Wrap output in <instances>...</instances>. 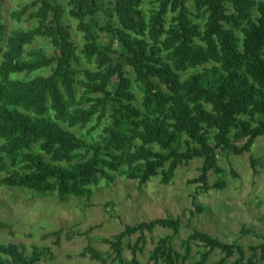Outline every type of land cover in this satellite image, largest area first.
<instances>
[{
	"label": "trees",
	"instance_id": "16d2710c",
	"mask_svg": "<svg viewBox=\"0 0 264 264\" xmlns=\"http://www.w3.org/2000/svg\"><path fill=\"white\" fill-rule=\"evenodd\" d=\"M152 2L146 16L142 0H65L67 9L59 0H31L9 17L34 24L8 33L0 17V185L83 197L116 174L168 184L180 165L198 158L199 174L188 183L205 190L225 186L223 180L207 184L210 171H224L219 152H249L264 135V0ZM66 13L76 20L80 52ZM80 55L91 68H77ZM45 69L47 75L40 73ZM256 163L250 156L254 172ZM157 225L177 233L180 222L165 217L125 225L109 241L110 261L139 264L135 252L144 248V232ZM0 228L10 226L0 222ZM52 233L59 237L60 230ZM135 233L127 262L123 239ZM190 241L206 248L192 264H225L234 253L229 264H254L257 249L264 264V243L249 245L244 263L237 241L196 229L185 240L184 256L164 236L149 260L183 262ZM27 249L1 243L0 264H39L50 254L46 247ZM215 249L223 255L207 261ZM80 255L106 261L92 246Z\"/></svg>",
	"mask_w": 264,
	"mask_h": 264
},
{
	"label": "rangeland",
	"instance_id": "374dc122",
	"mask_svg": "<svg viewBox=\"0 0 264 264\" xmlns=\"http://www.w3.org/2000/svg\"><path fill=\"white\" fill-rule=\"evenodd\" d=\"M30 1L0 0V17L6 33L34 24L33 20H27L26 17L19 21L9 17L11 11ZM59 1L64 8H68L65 0ZM152 1L142 0L141 9L146 16L153 6ZM173 15L168 14V23ZM204 18L202 16L198 21ZM64 22L69 26L76 49L80 52L82 41L76 30V20L66 13ZM40 43L47 46V53H52L47 41L42 40ZM0 47L3 48L2 43ZM87 66L91 68L92 64L80 55L77 68L82 70ZM40 73L47 75L49 70ZM133 90L139 102L140 93L134 83ZM250 156L257 162L256 172L250 167ZM218 162L224 171L219 174L210 171L207 184L223 180L225 186L221 189L205 190L200 184L188 183L190 178L199 174L201 159L198 158L180 165L168 184L160 183L159 177H152L146 183L139 184L136 179L116 174L113 182H100L92 188L89 196L83 197L59 199L55 192L36 195L25 188L0 185V222L10 226L0 228V244L20 242L28 246L27 252L31 245L48 248L50 254L43 256L39 264H117L110 261L112 255L109 241L125 225L171 217L180 222L178 232L173 233L170 228L158 225L151 232L145 231L144 248L135 252L139 264H152L149 255L157 241L164 236H169L172 247L184 256L185 240L194 229L223 241H237L244 249L245 263L251 255L248 246L264 243V135L255 139L249 152L241 155L219 152ZM231 170L236 176H233ZM242 228L249 230L243 232ZM58 230L59 237H56L52 232ZM138 235L135 233L123 239L122 256L127 262L132 258L131 248L127 244L133 245ZM189 245L186 259L176 264H192L199 258V253L206 250L197 241H190ZM86 246H92L106 261L93 260L88 255L81 256L80 252ZM222 255L215 249L208 255L207 261L218 260ZM236 257L234 253L225 264ZM253 261L254 264H263L259 249L255 251Z\"/></svg>",
	"mask_w": 264,
	"mask_h": 264
}]
</instances>
